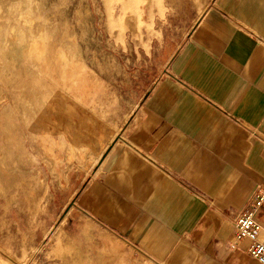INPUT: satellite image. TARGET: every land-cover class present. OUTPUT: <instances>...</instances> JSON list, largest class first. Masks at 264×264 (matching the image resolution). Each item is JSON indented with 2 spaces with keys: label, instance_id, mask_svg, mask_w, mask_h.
Segmentation results:
<instances>
[{
  "label": "rangeland",
  "instance_id": "rangeland-1",
  "mask_svg": "<svg viewBox=\"0 0 264 264\" xmlns=\"http://www.w3.org/2000/svg\"><path fill=\"white\" fill-rule=\"evenodd\" d=\"M211 1L0 0V264H103L62 217Z\"/></svg>",
  "mask_w": 264,
  "mask_h": 264
},
{
  "label": "crops",
  "instance_id": "crops-1",
  "mask_svg": "<svg viewBox=\"0 0 264 264\" xmlns=\"http://www.w3.org/2000/svg\"><path fill=\"white\" fill-rule=\"evenodd\" d=\"M263 145L264 0H212L62 220L87 218L103 264H261L233 235Z\"/></svg>",
  "mask_w": 264,
  "mask_h": 264
},
{
  "label": "built area",
  "instance_id": "built-area-1",
  "mask_svg": "<svg viewBox=\"0 0 264 264\" xmlns=\"http://www.w3.org/2000/svg\"><path fill=\"white\" fill-rule=\"evenodd\" d=\"M262 207H264V185H258L253 190L249 204L234 216L233 242L248 239V254L264 264V226L255 217L256 211Z\"/></svg>",
  "mask_w": 264,
  "mask_h": 264
},
{
  "label": "bare ground",
  "instance_id": "bare-ground-1",
  "mask_svg": "<svg viewBox=\"0 0 264 264\" xmlns=\"http://www.w3.org/2000/svg\"><path fill=\"white\" fill-rule=\"evenodd\" d=\"M16 43V40L14 41V44ZM9 56L12 58L18 57L19 56V49L15 48L13 51L9 52Z\"/></svg>",
  "mask_w": 264,
  "mask_h": 264
}]
</instances>
